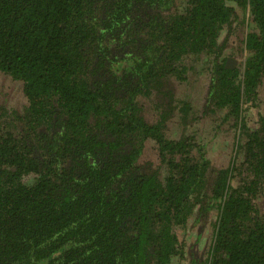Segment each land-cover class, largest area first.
I'll use <instances>...</instances> for the list:
<instances>
[{
    "label": "trees",
    "instance_id": "1",
    "mask_svg": "<svg viewBox=\"0 0 264 264\" xmlns=\"http://www.w3.org/2000/svg\"><path fill=\"white\" fill-rule=\"evenodd\" d=\"M200 64L202 101L178 99ZM0 74L24 99L0 104V264H264V114L244 106L264 0H0ZM216 113L234 135L219 168L199 136ZM207 226L188 256L179 230Z\"/></svg>",
    "mask_w": 264,
    "mask_h": 264
},
{
    "label": "rangeland",
    "instance_id": "2",
    "mask_svg": "<svg viewBox=\"0 0 264 264\" xmlns=\"http://www.w3.org/2000/svg\"><path fill=\"white\" fill-rule=\"evenodd\" d=\"M253 26V24H252ZM246 32V31H245ZM229 38V46H227L228 55H232V58L241 61L242 55L239 53L240 50L237 48L239 43V32L231 33ZM231 57V56H230ZM189 76V81H177L172 78V86H176V96L180 100L191 99L195 101L199 98L202 101V95L205 92V88L209 83L207 71L205 70V65H197L196 70H192ZM0 104L5 102L7 107L23 108L24 99L20 94L21 86L13 82L8 76L0 74ZM245 114L248 117L249 123L256 122L258 120V114H264V82L260 88V93L258 95V100L256 102H247L244 104ZM202 107V104L200 105ZM199 114V113H198ZM223 113H216L211 119H205L199 127L202 138L206 143V150L208 151V157L212 160V163L216 167L227 166L231 161V154H233V142L234 135L233 130H231V122H226L223 120ZM197 121V124H200ZM182 126L181 117L176 116L171 123V131L173 129L174 135H176ZM29 176L26 177V181ZM192 222V220H191ZM199 226H204V222H200ZM179 233L184 235L187 241V255L191 256L193 254L195 257L200 258L209 248V244L212 238L211 226H207L200 237L198 244L193 243V238L197 235V230L184 229L179 230ZM193 237V238H192ZM191 243V244H190ZM190 244V245H189ZM191 252V254H190ZM186 264H189V260L185 259ZM184 263V261H183Z\"/></svg>",
    "mask_w": 264,
    "mask_h": 264
},
{
    "label": "flooded vegetation",
    "instance_id": "3",
    "mask_svg": "<svg viewBox=\"0 0 264 264\" xmlns=\"http://www.w3.org/2000/svg\"><path fill=\"white\" fill-rule=\"evenodd\" d=\"M239 39H240V38H239ZM227 46H229V45H227ZM227 46H226V50H228V49H227ZM240 47H241V45H239V43H238L237 48L240 49ZM226 53H227V51H226ZM226 53H225V54H226ZM230 56H232V55H230ZM231 58H232V57H227L226 62H225V66H226V64H227V61H228L229 59H231ZM245 58H246L245 55H244V57L242 56L241 61H238V59H236V58H232V59H235V60L238 61V63L235 64V67H234V68L239 67V66H242V65L244 64L245 60H246Z\"/></svg>",
    "mask_w": 264,
    "mask_h": 264
},
{
    "label": "water",
    "instance_id": "4",
    "mask_svg": "<svg viewBox=\"0 0 264 264\" xmlns=\"http://www.w3.org/2000/svg\"><path fill=\"white\" fill-rule=\"evenodd\" d=\"M237 63H238L237 60L231 58V59H229L227 61L226 67L227 68H234L235 67V64H237Z\"/></svg>",
    "mask_w": 264,
    "mask_h": 264
}]
</instances>
